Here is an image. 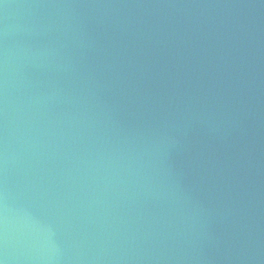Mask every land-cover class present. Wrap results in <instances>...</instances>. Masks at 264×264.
Here are the masks:
<instances>
[{
  "label": "water",
  "instance_id": "1",
  "mask_svg": "<svg viewBox=\"0 0 264 264\" xmlns=\"http://www.w3.org/2000/svg\"><path fill=\"white\" fill-rule=\"evenodd\" d=\"M5 264H264V0H0Z\"/></svg>",
  "mask_w": 264,
  "mask_h": 264
},
{
  "label": "snow or ice",
  "instance_id": "2",
  "mask_svg": "<svg viewBox=\"0 0 264 264\" xmlns=\"http://www.w3.org/2000/svg\"><path fill=\"white\" fill-rule=\"evenodd\" d=\"M0 264H5L3 259H0Z\"/></svg>",
  "mask_w": 264,
  "mask_h": 264
}]
</instances>
